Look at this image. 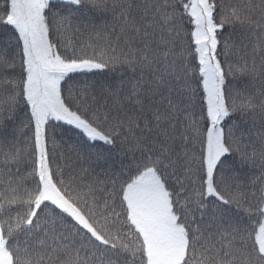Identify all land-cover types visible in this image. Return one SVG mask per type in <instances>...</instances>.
<instances>
[{"label": "snow or ice", "instance_id": "snow-or-ice-1", "mask_svg": "<svg viewBox=\"0 0 264 264\" xmlns=\"http://www.w3.org/2000/svg\"><path fill=\"white\" fill-rule=\"evenodd\" d=\"M0 264H264V0H0Z\"/></svg>", "mask_w": 264, "mask_h": 264}]
</instances>
